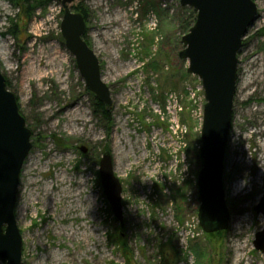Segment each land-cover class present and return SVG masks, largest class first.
Masks as SVG:
<instances>
[{"label":"rangeland","instance_id":"1","mask_svg":"<svg viewBox=\"0 0 264 264\" xmlns=\"http://www.w3.org/2000/svg\"><path fill=\"white\" fill-rule=\"evenodd\" d=\"M254 1L258 14L238 52L225 154L231 220L224 238L214 241L198 220L205 91L179 56L191 7L180 0L69 3L85 16L84 39L111 90L105 116L66 45L62 2L0 0V71L32 131L15 209L22 264H264V253L254 245L264 228V215L255 210L264 195V137L255 133L264 128V0ZM56 50L64 55L62 66L38 84L28 82L31 63L39 65L40 55ZM244 79L252 83L241 95ZM77 116L87 123L82 126ZM69 119L74 129L85 128L81 134L65 128ZM105 151L122 182L123 226L100 180ZM62 178L75 191L67 212L57 196ZM0 264L6 262L0 258Z\"/></svg>","mask_w":264,"mask_h":264},{"label":"water","instance_id":"2","mask_svg":"<svg viewBox=\"0 0 264 264\" xmlns=\"http://www.w3.org/2000/svg\"><path fill=\"white\" fill-rule=\"evenodd\" d=\"M60 1L65 9L61 30L66 45L76 56L88 88L101 103L111 107V90L102 78L100 60L84 39L85 16L71 10L69 3L75 0ZM180 3L197 13L194 25L182 37L184 48L179 56L189 61L187 72L201 78L206 99L200 148L203 164L197 178L198 220L202 230L219 241L231 220L224 168L238 79V52L258 14V6L254 0ZM31 135L17 97L0 71V258L6 264H22L23 237L15 209L22 168L32 148ZM100 180L112 211L123 226L122 182L115 174L110 151H105L100 160ZM255 210L264 215V195ZM254 245L264 253V228L256 233Z\"/></svg>","mask_w":264,"mask_h":264},{"label":"bare ground","instance_id":"3","mask_svg":"<svg viewBox=\"0 0 264 264\" xmlns=\"http://www.w3.org/2000/svg\"><path fill=\"white\" fill-rule=\"evenodd\" d=\"M123 27V26H122ZM41 59V63L39 65H36L35 61H33L27 71V81L28 82H31V83H35V84H38V82L44 78H48L50 76L53 75L54 71H55V68L57 65H60L62 66L63 62H65V59H64V55L59 52V51H55L52 55L50 56H39ZM58 62V63H57ZM63 82V81H62ZM252 81L251 80H248V79H244V81L241 82L240 84V93L243 92L241 95H244V93L249 89V86L251 85ZM40 86V85H39ZM247 95V94H246ZM247 98V97H246ZM243 99H244V96H243ZM78 108V107H76ZM78 110V109H77ZM76 110V111H77ZM75 113V112H73ZM83 113V112H82ZM74 120L80 122V124L82 126H84L86 123H87V119L85 121H83V123H81V119L79 116L73 118ZM72 121V119H69L68 123L65 125V128L71 130L72 134H81L83 132V130L85 128H73L71 125H70V122ZM242 124V120L237 122L236 124V127H240ZM259 131L258 132H255V133H258L259 135H261L262 137H264V128L262 126H260V128L258 127ZM253 132V131H252ZM254 133V132H253ZM255 134H253L254 136ZM132 146H133V150L135 152V145L130 143ZM260 146L264 149V140L260 143ZM127 156V155H124V157ZM261 157L259 158V162H260V167H261V171L264 172V151H263V154L260 155ZM138 160V159H136ZM62 182H63V188L61 189V191L57 194V196H59L58 200L59 201H62L64 203V207L62 209V211L64 212H67L69 211V208H71V203H72V198H73V193L75 192L74 190H71L69 188L66 187V181H65V178H62L61 179ZM34 183V182H33ZM81 184V183H80ZM52 184L49 183V184H46V188L48 189V187L50 188ZM235 188L237 190H239V187L236 185ZM79 195V194H77ZM44 198L47 200V199H50V200H53L55 201L56 198H53L51 195H44ZM35 201L37 200V198H31L30 201ZM68 200V201H66ZM83 216V215H81ZM76 235H74V233L71 234V237H75Z\"/></svg>","mask_w":264,"mask_h":264},{"label":"trees","instance_id":"4","mask_svg":"<svg viewBox=\"0 0 264 264\" xmlns=\"http://www.w3.org/2000/svg\"><path fill=\"white\" fill-rule=\"evenodd\" d=\"M25 1V0H24ZM29 2V1H28ZM44 1H42V2H40L39 3V5L40 6H42L44 3H43ZM18 3V2H17ZM19 4V3H18ZM24 10L27 12V10H29V8H27V3L26 2H24ZM189 10H190V16H189V18H188V21H187V23H186V27L188 28V30L192 27V25L195 23V20H196V10L194 9V8H188ZM29 15H30V13H29ZM97 104L100 106V107H102L103 109H104V114H105V116H107V114H106V112H107V110H106V108H104V105L101 103V102H99V101H97ZM107 118V117H106ZM214 241H215V239H214Z\"/></svg>","mask_w":264,"mask_h":264}]
</instances>
